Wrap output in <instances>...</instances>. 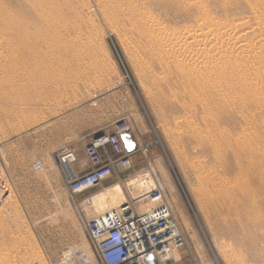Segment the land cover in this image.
Masks as SVG:
<instances>
[{
	"label": "rangeland",
	"instance_id": "rangeland-1",
	"mask_svg": "<svg viewBox=\"0 0 264 264\" xmlns=\"http://www.w3.org/2000/svg\"><path fill=\"white\" fill-rule=\"evenodd\" d=\"M68 1L67 10H74L72 24L78 28V35L72 34L70 38L80 46V53L64 71L69 73L78 93L66 103L35 110L30 122L24 123L18 114L3 119L0 112V263L64 264L60 253L70 244H84L91 251L79 203L104 191L111 192L117 186L123 189L126 182L138 183L147 174L144 180L163 192L185 239V246L175 253L178 261L174 257L169 264H264V247L251 245L244 235L226 227L225 222L238 224L243 220L241 214L225 210L218 215L199 200V185L191 167L192 143L179 132L182 122L189 119L177 110L176 104L186 96L173 83L179 78L172 66L176 58L164 55L165 67L158 68L156 73L165 82L151 87L119 25L101 19L92 9L93 0ZM212 1L214 5L210 8L214 9L212 15L217 16L216 25H230L218 9L217 1ZM0 6L4 9L12 6L17 11L10 0H0ZM20 6L19 12L29 9L26 3ZM166 25L174 31L190 28L188 23ZM6 30L8 24L0 17V105L3 107L7 88L1 84L9 82L8 73L13 77L4 58L8 45ZM119 123L128 126L135 143L133 152L125 151L130 167L117 166L101 185L72 196L68 177L57 163V154L64 148L74 151L76 162L72 171L82 175L89 170L85 146L96 135L112 133ZM106 156L116 160L109 149ZM226 162L231 163V159L228 157ZM218 166L215 171L219 175L225 172V177L234 179L229 166ZM133 193H122L119 203L114 197H107L106 203L98 205L92 202L94 215L126 203L129 195L135 196Z\"/></svg>",
	"mask_w": 264,
	"mask_h": 264
},
{
	"label": "bare ground",
	"instance_id": "bare-ground-1",
	"mask_svg": "<svg viewBox=\"0 0 264 264\" xmlns=\"http://www.w3.org/2000/svg\"><path fill=\"white\" fill-rule=\"evenodd\" d=\"M216 1L230 25H216L212 0H93L92 9L101 19L119 25L130 40L137 66L151 82V87L165 82L158 76L159 72L156 73L158 68L165 67L164 55L176 58L172 66L179 78L173 83L181 87L186 96L176 104L177 110L189 119L182 122L179 132L192 143L191 167L199 185V200L218 215L225 210L241 214L243 220L238 224L225 222L226 227L244 235L251 245L262 248L264 0ZM11 3L17 11H13L12 6L5 9L0 6V17L8 24L4 58L13 75L8 73L9 82L1 84L7 89L3 94L6 104L0 105V112L3 119L18 114L25 123L30 122L35 110L66 103L70 96L78 93L69 73L64 71L80 53V46L70 38L72 34L78 35V28L72 24L74 10H67L68 0H10ZM25 3L29 9L19 12L20 5ZM176 22L188 23L190 28L184 32L181 28L179 31L167 29L166 24ZM228 157L231 163L226 162ZM216 164L229 166L234 179L225 177V172L219 175L215 171L219 167ZM63 171L67 177L74 174L72 167H64ZM144 179L131 185L126 182L123 189L114 187L112 193L109 190L91 197L82 217H106L117 207L106 212L101 208L103 212L94 215L96 209L92 202L98 205L106 203L105 198L114 197L119 203L122 193L133 191L135 196L129 195L126 203L133 204L140 214L148 213L154 205L139 198L152 188ZM68 247L66 253H60V258L68 261L72 250H76L82 253L85 262L95 264L86 245ZM174 257L178 261L175 252L172 260Z\"/></svg>",
	"mask_w": 264,
	"mask_h": 264
},
{
	"label": "built area",
	"instance_id": "built-area-1",
	"mask_svg": "<svg viewBox=\"0 0 264 264\" xmlns=\"http://www.w3.org/2000/svg\"><path fill=\"white\" fill-rule=\"evenodd\" d=\"M130 134L128 126L119 123L110 134L96 135L85 148L84 154L89 170L82 175L72 174L67 179L68 191L78 196L101 185L114 172L115 167H130L121 136ZM108 149L113 158L107 157ZM58 165L72 167L76 154L68 148L62 149L56 156ZM140 199L154 206L148 213H138L131 203H124L106 214V217L84 219V227L89 238V246L96 264H169L173 253L185 246L163 192L154 187L144 193ZM90 205V199L79 203L80 213L85 215L84 207ZM66 247L61 253L67 252ZM64 264H88L81 252L72 250L70 260Z\"/></svg>",
	"mask_w": 264,
	"mask_h": 264
},
{
	"label": "water",
	"instance_id": "water-1",
	"mask_svg": "<svg viewBox=\"0 0 264 264\" xmlns=\"http://www.w3.org/2000/svg\"><path fill=\"white\" fill-rule=\"evenodd\" d=\"M121 141H122L124 149L127 153L133 152V150L135 148V143L131 140V137L129 134L122 135Z\"/></svg>",
	"mask_w": 264,
	"mask_h": 264
}]
</instances>
